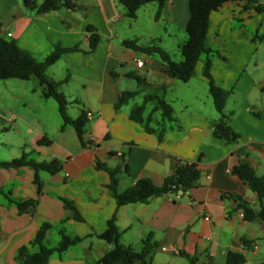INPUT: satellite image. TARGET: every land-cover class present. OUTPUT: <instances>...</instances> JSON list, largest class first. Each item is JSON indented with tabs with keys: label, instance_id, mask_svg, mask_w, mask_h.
I'll return each mask as SVG.
<instances>
[{
	"label": "crops",
	"instance_id": "1",
	"mask_svg": "<svg viewBox=\"0 0 264 264\" xmlns=\"http://www.w3.org/2000/svg\"><path fill=\"white\" fill-rule=\"evenodd\" d=\"M74 1L78 8L64 6L39 13L24 0H0L1 35L16 41L38 60H44L57 43L79 46V50L63 54L47 73L52 81L65 80L60 89L74 80L82 83L87 91L85 99H77L72 92L68 99L65 94L68 112L73 118L85 112L89 119L82 141L72 125L64 124L54 98L57 105L44 99L37 113L0 110V160L18 158L25 152L36 161L56 158L62 163L55 174L39 172L43 184L40 193L33 167L0 166V264H24L17 251L23 245L29 252L39 249L32 241L43 223L50 224L44 238L48 247L58 245L62 233L84 236L66 251L52 254L48 264H100L112 245L96 234L105 230L115 213L122 244L140 243L142 247V240L153 234L157 264H186L185 260L192 264L187 256L194 258V264H226L229 252L243 254L246 260L242 264H260L264 259V220H246L238 203L242 198L259 211L264 209V199L260 201L233 170L246 162L258 175L264 174V11L246 7L247 0H229L213 10L207 37L210 52L200 57L190 80H180L186 84L195 80L211 97L165 99L168 87L179 79L166 74L158 54L127 47L124 41L135 40L139 46L156 44L181 61L190 0H165L159 16L160 7L155 2L145 11L146 29L135 24L149 3L130 18L120 0ZM257 1L264 4V0ZM153 24L161 28L155 30ZM88 26L99 34L93 52L89 51ZM208 58L215 84L230 91L224 114L239 134L233 140L215 134L220 113L203 74ZM138 59L144 62L141 67L136 64ZM134 81L141 89L150 87L162 93L135 99L141 89ZM124 91H136L137 95L118 107ZM157 97L173 108L174 121L164 118ZM142 104L144 120L135 121L131 111ZM49 108L59 112L61 121L48 114ZM5 133L12 135L6 137ZM43 137L51 142L39 144ZM178 160L197 163L198 186L183 194L170 192L148 203L122 206L117 205L108 187L110 172L98 167L101 163L119 169L118 191L123 192L143 177L162 185ZM6 193L17 199H35L37 204L20 212ZM62 197L74 201L83 221L70 216ZM90 233L94 234L88 236Z\"/></svg>",
	"mask_w": 264,
	"mask_h": 264
},
{
	"label": "trees",
	"instance_id": "2",
	"mask_svg": "<svg viewBox=\"0 0 264 264\" xmlns=\"http://www.w3.org/2000/svg\"><path fill=\"white\" fill-rule=\"evenodd\" d=\"M229 0H190L189 11L190 18L186 26L187 39L180 45V52L183 57L181 61H174L170 55L160 46L153 44L149 46H139L135 40H126L124 45L136 50L146 52L148 54L156 53L160 56L165 72L169 77L177 78L187 82L194 75L197 62L203 54L210 52V47L207 44L208 28L210 13L218 9ZM128 9V16L135 18L137 10L144 4L157 2L159 4V13L165 0H120ZM24 4L28 7L36 9L39 13H46L52 10H57L61 7L78 8L74 0H42L40 4L36 0H24ZM253 6L257 11H264V4L257 0H247L246 7ZM1 31V30H0ZM90 37V52L96 50L99 42V34L92 26H88ZM79 46L63 47L61 44H55L51 53L44 59L38 60L32 53L18 46L16 41L6 39L0 32V79L18 78L29 80L32 76H36L40 83L46 86L45 96L54 98L59 105V111L64 120V124L72 125L77 131L78 136L83 141L85 126L88 122L87 113L82 112L77 118H73L68 113V99L64 92L59 90V86L65 82L52 81L47 76L48 68L54 64L63 54L79 50ZM203 74L209 80L210 90L213 95L215 106L220 113V118L216 123L215 134L229 140L236 139L239 134L236 133L228 124L227 116L224 114V107L230 95V91L217 86L211 75V61L208 58L204 64ZM128 76L136 78L140 83H144V79L135 73H128ZM264 91V86L262 88ZM137 95L136 91H124L119 97L117 106L125 103L129 99ZM158 108L163 112L165 119L174 121L173 108L167 104L162 98L157 97ZM145 104L137 106L131 111V118L135 121L142 122ZM147 129H151L147 124ZM163 134V130L159 132V136ZM51 140L43 137L38 140L39 144H49ZM0 166L4 168L31 166L35 169L34 182L37 185L40 193L43 187L39 172L47 171L55 174L62 169V163L59 159L50 161H36L29 157V154L23 153L22 156L11 160H0ZM98 167L105 168L110 172L111 182L108 187L117 201L118 206L135 203H148L152 198L183 190L184 192L198 186L200 179V170L197 163L185 162L178 160L171 174H169L162 185H156L148 178L143 177L138 179L132 186L125 191H118L119 169H109L106 166L98 163ZM233 172L248 184L258 195L260 201L264 199V174L258 175L256 171L246 162H242L236 166ZM1 190V189H0ZM9 201L18 206L20 212H26L30 208H34L37 204L35 199H17L6 193ZM64 207L71 212V215L76 220L83 221L84 218L78 210L73 200L62 197ZM238 207L244 212V217L248 221H253L256 218L264 220V209L259 211L254 210L250 204L240 198ZM67 217L64 219V221ZM116 213L107 221V226L104 231L97 233L96 236L103 239L112 245V248L104 254L100 260V264H152L154 250L157 243L153 241V234L149 233L142 240L141 250L136 251L131 245H124L120 242V232L116 224ZM49 223H43L38 230L32 244L38 245L39 249L35 252H29L26 245L21 246L17 251V258L24 264H48L49 259L55 252L62 253L70 246L75 245L84 239V236L76 235L69 236L62 233L61 240L58 245L48 247L44 244V238L48 229ZM90 233L88 236H92ZM192 264L195 263L194 258L187 256ZM245 256L237 252H229L226 257V264H242L245 262ZM260 264H264V259Z\"/></svg>",
	"mask_w": 264,
	"mask_h": 264
},
{
	"label": "rangeland",
	"instance_id": "3",
	"mask_svg": "<svg viewBox=\"0 0 264 264\" xmlns=\"http://www.w3.org/2000/svg\"><path fill=\"white\" fill-rule=\"evenodd\" d=\"M152 5H156V3H149L144 8H142L140 12V18L138 20V25L144 29L148 26V18L147 13L145 12L147 9L152 7ZM154 29L158 30L161 27L159 24H153ZM172 60H175V56L171 54ZM181 58V54H180ZM47 73V72H46ZM48 76V73H47ZM137 86V82H135ZM141 85H138V88L141 89ZM60 91L64 92L68 99H70L69 92H72L77 99H85V94L87 91L83 88L82 83L79 81H75L70 83L68 87L63 86L58 87ZM46 91V86L42 85L39 79L36 76H32L29 80H22L18 78H9V79H0V110L6 112L8 109L10 112L13 111H22L27 113H37L38 104L43 103L44 99H51L50 103L53 105H57L53 98H46L44 92ZM162 93L161 91H156L154 88L146 87L140 90V94L135 99H143L147 94L154 93ZM206 95H210L207 89H202V87L193 80L191 84H186L180 80H176L174 84H171L166 93H164L165 99H194L195 96H199L201 99H206ZM211 97V96H209ZM90 99H94L91 95ZM211 99V98H210ZM56 107V106H55ZM69 113V112H68ZM48 114L52 115V117L56 116L59 121H61V117L57 110L51 111L49 108ZM50 117V116H49ZM0 126L2 124L0 123ZM7 137V135L12 134H3ZM6 156V155H4ZM2 158V157H0ZM4 158V157H3ZM136 251L141 250V244L135 243L133 246ZM264 251V250H263ZM261 251V252H263ZM158 258H155V254L153 256V264H157ZM186 264H190L187 260H185ZM253 264H256L255 262Z\"/></svg>",
	"mask_w": 264,
	"mask_h": 264
},
{
	"label": "built area",
	"instance_id": "4",
	"mask_svg": "<svg viewBox=\"0 0 264 264\" xmlns=\"http://www.w3.org/2000/svg\"><path fill=\"white\" fill-rule=\"evenodd\" d=\"M143 63H144L143 60H139V59H138V60L136 61V64H137L138 67H141V66L143 65ZM119 155H121V152H119Z\"/></svg>",
	"mask_w": 264,
	"mask_h": 264
},
{
	"label": "water",
	"instance_id": "5",
	"mask_svg": "<svg viewBox=\"0 0 264 264\" xmlns=\"http://www.w3.org/2000/svg\"><path fill=\"white\" fill-rule=\"evenodd\" d=\"M183 192H184L183 190H180V193H181V194H183Z\"/></svg>",
	"mask_w": 264,
	"mask_h": 264
}]
</instances>
